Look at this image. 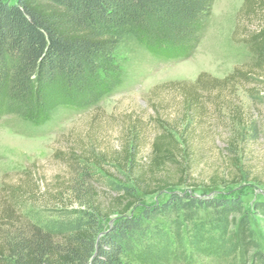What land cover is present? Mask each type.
Masks as SVG:
<instances>
[{
  "label": "trees",
  "instance_id": "obj_1",
  "mask_svg": "<svg viewBox=\"0 0 264 264\" xmlns=\"http://www.w3.org/2000/svg\"><path fill=\"white\" fill-rule=\"evenodd\" d=\"M214 1L0 0V121L14 115L42 126L57 110L96 107L123 84L122 51L129 42L163 60L190 58L207 28ZM234 37L247 45L251 64L235 68L224 79L203 72L194 82L178 83L186 126L179 133L177 127L160 123L147 168L139 165L138 152L130 145L114 158L133 180L131 186L116 189L113 200L105 204L95 199L94 175L87 172L88 179L81 178L76 167L81 158L73 154L71 204L76 209L62 207L64 215L59 218L27 220L18 214L20 205L3 202L0 264H191L178 225L202 209L213 210V228H200L192 245L199 254L225 257L232 246H226L224 237L236 214L244 211L242 200H202L173 193L160 206L139 214L132 211L142 201L139 194H160L191 178L190 141L196 122L205 121L208 113L207 95L224 103L223 96L239 84L264 79V0H244ZM231 113L234 124L225 152L237 161L255 134L241 110ZM217 178L212 177L213 187L221 185ZM256 208L264 215V204ZM173 213L179 216L169 229L155 224L159 216ZM213 229L217 232L209 240ZM251 259L264 264L259 251Z\"/></svg>",
  "mask_w": 264,
  "mask_h": 264
},
{
  "label": "rangeland",
  "instance_id": "obj_2",
  "mask_svg": "<svg viewBox=\"0 0 264 264\" xmlns=\"http://www.w3.org/2000/svg\"><path fill=\"white\" fill-rule=\"evenodd\" d=\"M243 4L244 0L214 1L207 28L190 58L163 60L129 42L122 51L126 64L123 84L96 107L57 110L42 126L20 116L3 117L0 121V208L7 201L16 207L20 205L18 214H24L27 220L59 218L64 215L62 207L76 209L71 204L75 200L71 191L73 154L81 158L76 163L79 176L86 178L87 172L94 175L95 199L101 203L113 200L116 189L131 186L130 171L119 168L114 158L124 155V149L130 145L138 152L139 165L147 168L160 123L175 126L181 132L187 117L177 84L194 82L203 72L224 79L235 68L245 69L251 64L247 45L234 41ZM223 98L224 103L219 104L214 94L207 95L205 121L196 122L192 132V171L187 184L156 195L139 194L142 201L132 211L139 214L147 207L160 206L173 193L202 200H242L244 211L236 214L232 228L224 237L226 246L228 243L232 246L225 257L217 253L199 254V249L192 245V238L200 228L212 227V209L195 211L188 221L179 220L178 228L191 264H255L251 259L254 252L264 255V215L256 208L264 204V79L241 83ZM234 109L242 111L245 123L255 134V138L243 145L237 161L225 152L234 124L231 113ZM82 157L91 164L82 162ZM216 174L221 185L213 187L212 177ZM231 181L236 183L224 186ZM178 216L161 215L155 224L169 229ZM216 232L211 230L209 240H213ZM177 246L174 243V248Z\"/></svg>",
  "mask_w": 264,
  "mask_h": 264
}]
</instances>
